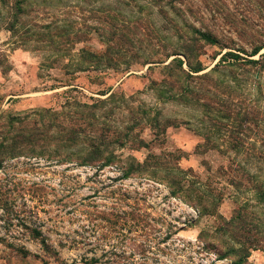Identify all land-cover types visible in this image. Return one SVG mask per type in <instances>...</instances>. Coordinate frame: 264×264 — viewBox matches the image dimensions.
Returning <instances> with one entry per match:
<instances>
[{
	"label": "rangeland",
	"instance_id": "rangeland-1",
	"mask_svg": "<svg viewBox=\"0 0 264 264\" xmlns=\"http://www.w3.org/2000/svg\"><path fill=\"white\" fill-rule=\"evenodd\" d=\"M14 1L4 0L9 14L0 15V115L59 109L71 101L91 104L112 93L108 108L113 111L109 117L113 126L123 129L135 119L131 136L147 143L137 150L136 144L117 148V155L139 163L152 155L161 166L154 168L159 171L155 179L144 175L122 179L116 165L91 168L27 157L6 160L0 168V264H230L229 259H217L218 244L212 246L213 239L203 240L199 234H210L228 220L236 199L251 200L250 184L241 183L235 190L227 182L235 177L230 172L235 165L219 152H202L199 147L203 143L200 110L158 99L157 83L164 73L157 63L145 62L171 51L177 39L170 25L175 23H187L216 39L217 44L204 45L199 56L206 71L226 52L249 59L252 49L264 43V0H163L169 10L164 18L156 8L152 16L148 10H138L152 0H23V14L13 33L9 23ZM62 21L72 24L70 32L77 31L79 42L67 44L56 36L53 27H60ZM31 33H49L53 44ZM110 33L115 35L108 44L124 57L112 68L76 72L66 56L59 58L57 50L66 49L71 60L80 49L99 54L106 47L102 39ZM221 70L219 78L227 79L229 69ZM232 70L242 88L253 94L240 70ZM203 87L210 89L211 103L222 96L217 89ZM259 104L264 119V95ZM146 111L150 117L161 113L159 118L171 125L164 132L153 130L144 120ZM247 127L251 131L244 133L255 147L246 145L239 161L247 153L264 151L259 142L264 139V121L258 129ZM234 134L222 131L219 136ZM215 141L233 156L228 143ZM249 167L264 179L263 162ZM177 169L186 180L182 183L186 190L178 198L170 195L160 178ZM196 191L222 197L217 209L222 219L198 214L188 201ZM246 264H264V238Z\"/></svg>",
	"mask_w": 264,
	"mask_h": 264
},
{
	"label": "trees",
	"instance_id": "trees-1",
	"mask_svg": "<svg viewBox=\"0 0 264 264\" xmlns=\"http://www.w3.org/2000/svg\"><path fill=\"white\" fill-rule=\"evenodd\" d=\"M23 2V0H15L10 8L13 10L11 13L13 21L9 26L13 33L16 24H19V16L23 14ZM165 6L163 0H152L148 6L140 5L138 10L140 12L148 10V15L152 16L153 8H156L157 14L164 18L169 11L164 9ZM7 10L9 11L7 4L5 5L4 0H0V15L5 12L9 14ZM174 10L176 9L171 6L170 11L174 12ZM174 14L177 16L176 12ZM169 21L175 23L171 19ZM62 22L60 27H53L55 32H58L56 36L59 35L67 44L73 42L72 40H75V43L79 42L77 31L70 32L73 29L72 24L67 21ZM170 26L177 39L171 51L169 53L158 51L159 55H155L158 56L157 58L151 57L145 62L157 63L164 73V78L157 83L160 93L158 99L164 98L162 100H171L181 105L198 108L201 112L202 127L199 130L203 143L199 147H203L202 152L215 150L226 156L231 164L235 165L230 171L235 173V177H228L227 182L235 190L241 188V183H249V189L253 192L251 200L239 202L236 199L237 207L228 220H222L210 234L201 232L199 237L203 240L207 237L213 239L212 246L218 244L216 245L218 249H215L218 260L229 259L230 264H246L250 252L256 249L264 238V179H260L256 171L251 172L249 169L253 163H264V151L243 155L241 159L243 163L237 157L246 145L255 147L250 141L251 138L244 133L246 130L251 131L247 125L252 124L258 129L264 121L260 111L263 107L259 104V100L264 95V81L263 83L261 81L264 80V52H261L264 50V43L252 49L248 55L249 59L226 52L220 56L218 63L206 71L199 56L202 47L217 44L216 39L211 34L187 23L183 25L175 23ZM113 35L115 33H110V37L102 39L106 47L99 54L80 49L75 55V60H71L70 51L66 49L57 50L61 52L59 58L66 56L68 61L73 63L76 72L99 67L112 68L124 58L120 50L113 49L108 44L112 42ZM30 36L38 37L41 42H48L49 45L53 44L49 33L44 35L31 33ZM255 56L257 59H251ZM151 68L152 66L148 67ZM221 69H229L227 79L219 78L223 71ZM232 69L240 70V75L244 76V83L250 82L249 84L254 88L253 94L242 88L241 80ZM249 76L252 79H249ZM205 85L217 89L222 96L217 98V94H213L212 97L217 99L211 103V91L209 88L205 89L203 87ZM114 96L110 93L105 99L96 100L91 104L71 101L59 109L39 108L7 114L5 117L0 115V168L8 159L27 157L91 168L116 165L119 166L122 179L142 175L152 179L157 178L159 171L154 168H160L161 164L156 157L148 155L143 163H139L131 156L117 155V148L123 149L126 145L136 144L137 150V148H145L147 143L137 135L131 136L137 125L135 119L123 129L113 126L109 118L113 111L108 105ZM149 113V111L144 112V120L153 130L164 132L171 125L167 119L159 118L161 113L154 112L152 117ZM222 131L233 132L236 135L220 137ZM215 139H223L228 143V150L234 153L233 156L228 155L227 150H222ZM259 142L261 148H264V139H259ZM73 147H79V150L69 152L68 149ZM249 157L253 162L247 161ZM184 175L183 171L177 169L175 173L165 172L159 177L166 182L170 195L178 198L186 190L182 184L186 182ZM192 195L193 199L188 201L192 202L190 205L199 215L222 219L217 212L222 200L221 196L210 191H196Z\"/></svg>",
	"mask_w": 264,
	"mask_h": 264
}]
</instances>
